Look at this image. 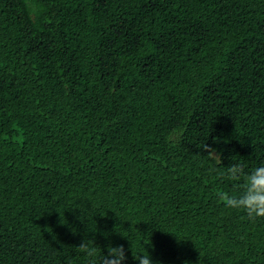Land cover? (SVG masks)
Returning a JSON list of instances; mask_svg holds the SVG:
<instances>
[{"label": "trees", "instance_id": "1", "mask_svg": "<svg viewBox=\"0 0 264 264\" xmlns=\"http://www.w3.org/2000/svg\"><path fill=\"white\" fill-rule=\"evenodd\" d=\"M231 164L264 165V0H0V264H264Z\"/></svg>", "mask_w": 264, "mask_h": 264}, {"label": "clouds", "instance_id": "2", "mask_svg": "<svg viewBox=\"0 0 264 264\" xmlns=\"http://www.w3.org/2000/svg\"><path fill=\"white\" fill-rule=\"evenodd\" d=\"M205 151L210 156L217 154L215 148L205 146ZM227 176L231 180H238L241 177L245 180L244 190L239 195H230L227 192H217L219 200L228 208L243 211L247 218L255 221L264 218V165L258 166L250 173H245L239 164H231L227 167ZM87 256L93 257L96 254L97 246L94 243L90 246L88 242L82 243L79 247ZM138 264H153L150 255H139L134 257ZM126 260L123 245L109 247L108 254L103 256L101 264H123Z\"/></svg>", "mask_w": 264, "mask_h": 264}]
</instances>
